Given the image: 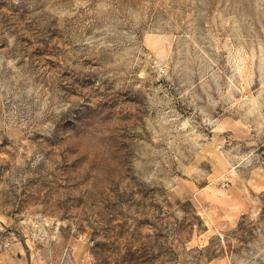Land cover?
I'll return each instance as SVG.
<instances>
[{"label":"rangeland","instance_id":"1","mask_svg":"<svg viewBox=\"0 0 264 264\" xmlns=\"http://www.w3.org/2000/svg\"><path fill=\"white\" fill-rule=\"evenodd\" d=\"M264 0H0V264H264Z\"/></svg>","mask_w":264,"mask_h":264},{"label":"crops","instance_id":"2","mask_svg":"<svg viewBox=\"0 0 264 264\" xmlns=\"http://www.w3.org/2000/svg\"><path fill=\"white\" fill-rule=\"evenodd\" d=\"M262 188H264V187H262Z\"/></svg>","mask_w":264,"mask_h":264}]
</instances>
